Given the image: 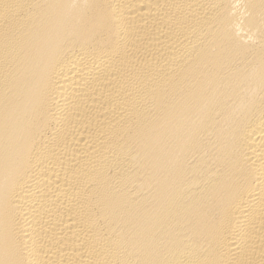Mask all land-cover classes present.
Returning <instances> with one entry per match:
<instances>
[{"label":"bare ground","instance_id":"bare-ground-1","mask_svg":"<svg viewBox=\"0 0 264 264\" xmlns=\"http://www.w3.org/2000/svg\"><path fill=\"white\" fill-rule=\"evenodd\" d=\"M0 264H264V0H0Z\"/></svg>","mask_w":264,"mask_h":264}]
</instances>
